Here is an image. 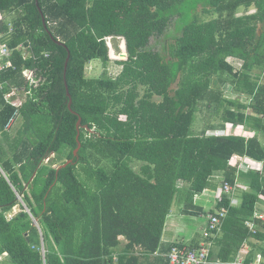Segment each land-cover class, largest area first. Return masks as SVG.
I'll list each match as a JSON object with an SVG mask.
<instances>
[{
	"label": "trees",
	"instance_id": "16d2710c",
	"mask_svg": "<svg viewBox=\"0 0 264 264\" xmlns=\"http://www.w3.org/2000/svg\"><path fill=\"white\" fill-rule=\"evenodd\" d=\"M0 11L12 19L0 26L9 47L32 51L25 60L16 50V69L3 74L22 105L0 92V256L9 264H140L136 248L157 253L173 207L196 221L224 208L213 237L201 231L188 247L201 234L215 264L244 251L245 264H262L264 222L255 214L264 211V0H0ZM174 18L182 34L163 56L150 40ZM108 38L125 40L116 78L107 72ZM94 61L104 71L88 78ZM25 70L42 77L39 87ZM214 83L249 103L227 99ZM204 102L215 115L224 110L222 123L197 132ZM16 111L23 123L10 140L5 126ZM208 191L217 197L206 213L195 199ZM120 236L128 244L115 260Z\"/></svg>",
	"mask_w": 264,
	"mask_h": 264
},
{
	"label": "rangeland",
	"instance_id": "374dc122",
	"mask_svg": "<svg viewBox=\"0 0 264 264\" xmlns=\"http://www.w3.org/2000/svg\"><path fill=\"white\" fill-rule=\"evenodd\" d=\"M201 7L199 8V12L201 11ZM255 12V8H252L248 14L254 13ZM246 14V10L245 9H240L239 10V16ZM10 20H12L11 18H7V22H9ZM264 31V25H260L258 28V33L261 34ZM182 34V31L179 29V25L177 23L176 18H174L170 24L168 25V27L166 28L165 33L162 36H154L151 38L150 40V49L158 52L160 54H162L163 56L167 55V52L164 50L165 48L167 49L169 45L175 44L177 38H179ZM125 42L124 39L118 38L116 40H114L113 38H108L107 39V44L109 47V57H110V63L108 65V75L111 78H116L119 73L122 71V66L118 65V62H122V61H126L127 57H122L119 55V53H122V44ZM127 53V52H126ZM169 58V57H167ZM229 63H231L236 69H240L241 68V62L236 60V59H232L229 58L228 59ZM103 67L101 62L99 61H94L92 63H90L87 66L86 69V75L88 78H97L99 77L102 73H103ZM213 87L215 88H219L221 90L224 91V96L227 97V99L233 100V101H239L240 103L247 105L249 103V101L247 100L248 98L246 97H240L238 95H235L232 93V89L229 86H222V84L220 83H214ZM176 88V84L172 87V89ZM156 101H159L160 99L156 98ZM224 110L222 109L221 112L218 115L214 114V108H208V106L206 105V102H204L203 104L200 105V111L197 114V121L195 124L196 127V131L197 132H201V130L204 127H207L208 124L215 123V124H220V122L222 123V117H223V112ZM215 116H217V118H215ZM22 121V119L17 120L16 125L19 126L20 122ZM22 123L20 127H22ZM12 137H15V131L16 129H14L15 127H12ZM246 129H245V133H246ZM239 133L243 134L244 130H240L238 131ZM225 132H209L208 135H223ZM232 133V132H231ZM237 133V132H235ZM233 134V133H232ZM246 136H248V134H245ZM262 140V139H261ZM55 157V155H52L51 158L53 159ZM59 159V158H58ZM59 163H61V159H59ZM49 163V159L45 161V164ZM235 163V162H234ZM248 165H252V168H260V165L253 163L249 160H247L246 162ZM246 163H244V166L246 165ZM55 167H59V165H55ZM208 196H206V198H202L201 196L199 197V199L197 201H200L198 203H201V206L203 207H210L212 206L211 209H215V203L210 204V201H212L213 199L211 198V192L209 191ZM196 197V198H198ZM22 202V201H21ZM214 202V201H213ZM239 202V201H238ZM203 203V204H202ZM22 206L23 203H21ZM23 209V207H21V205H17L11 214L8 215V218L10 219L11 217H14L15 215H17L19 212H21V210ZM206 209V208H205ZM204 209V210H205ZM259 209L264 210V206L260 205ZM28 211V210H26ZM206 213L210 210H205ZM206 221V218L204 217L202 220H187V217H182V215L179 213V209L173 207L172 209V215L170 217V219L167 221V225L165 230L169 229L170 224L171 223H177L178 226L183 222L181 229H183L182 234L185 235H190L191 233H199L201 232L203 225ZM187 225L189 226V229L187 228ZM174 228V227H173ZM172 229V227L170 228V230ZM180 229H177V231ZM9 264L8 260H7V256H3L0 258V264Z\"/></svg>",
	"mask_w": 264,
	"mask_h": 264
},
{
	"label": "built area",
	"instance_id": "2783aa9c",
	"mask_svg": "<svg viewBox=\"0 0 264 264\" xmlns=\"http://www.w3.org/2000/svg\"><path fill=\"white\" fill-rule=\"evenodd\" d=\"M7 18H8L7 15L2 11H0V26L5 24ZM9 18L11 17L9 16ZM9 26H10V32H12L13 26L12 25ZM6 38H7L6 34H0V92H3L6 101L18 102L17 107H19L22 105V103L19 101L18 87L10 86L8 81L3 79V74L7 70L11 69L14 71L16 69L12 62V57L16 50L22 53L23 59L25 60L29 59V57H32V51L30 49V46H26L24 44L20 45L17 49H11L6 42ZM45 56L49 57V54H45ZM23 74H24V79L26 80V82H28V85L31 88H37L41 85L42 77L34 74V71L25 70ZM17 115L18 114L16 111L14 116L5 126L6 130H9L11 128V125L13 124L14 119ZM247 168H251V166ZM223 190H224V194L227 195H230L234 192V188L227 183L225 184ZM232 203L234 205H237L238 204L237 199H233ZM226 215H227V210L222 208L217 210L215 214H209L207 216L206 228L203 230L204 239L210 236L213 237L212 232L221 228V225ZM255 215L261 221L264 222V211L258 210ZM211 247H212V243L205 240H203L198 247H188L184 245L174 246L172 247L171 252L167 255L169 259V264H215L210 259ZM246 253L247 252L244 251L242 255L244 256L246 255ZM243 256L238 257V259L231 264H245ZM261 263L264 264V260H262Z\"/></svg>",
	"mask_w": 264,
	"mask_h": 264
},
{
	"label": "crops",
	"instance_id": "0c3cea01",
	"mask_svg": "<svg viewBox=\"0 0 264 264\" xmlns=\"http://www.w3.org/2000/svg\"><path fill=\"white\" fill-rule=\"evenodd\" d=\"M21 103H22V101L21 100H19ZM18 103V102H17ZM20 107V106H19ZM18 107V108H19ZM1 109V108H0ZM18 111V110H17ZM20 118L18 117V115H17V117H15V119H14V122H13V124L11 125V128L9 129V130H6V127H5V130L6 131H9V133H8V135H9V138H10V140H13V138H15L16 137V132H17V129H18V127H20V125H21V122H23V121H21L20 122V124H19V126H17L16 125V122H17V120H19ZM7 125V124H6ZM12 127H15L14 129H16V130H14L15 131V137H12ZM6 145L7 146H9V144H7V143H5V147H6ZM9 157L8 158H11V152H9ZM50 160V159H49ZM16 169H18V168H16ZM6 176V173L4 172V169H3V167H2V165L0 164V177L1 176ZM7 177V176H6ZM209 192V191H208ZM208 192H206V193H208ZM211 198L213 199L212 201H210V204H211V202L212 203H214L213 201L215 200V198L217 197V192L215 193H213V192H211ZM206 196H208V194H204V196L202 197V198H206ZM199 198H196L195 199V202H196V205L198 206V207H202L203 209H205V210H212L211 208H212V206H210V207H203V206H201V203H198V202H200V201H197ZM203 204V203H202ZM209 212V211H208ZM195 220V218L193 217V218H188L187 217V220L189 221V220ZM207 220V219H206ZM205 223H206V221H205ZM205 223H204V225H205ZM37 224H38V222H37ZM182 224H183V222L178 226V224L177 223H171L170 224V227H169V229H167V230H165L164 231V233H163V236H162V238H161V243H160V248H159V250L157 251V253H155L154 255H145V253L142 251V249H140V248H136V255L139 257V260H140V264H169V259H168V257H167V255L171 252V249H172V247H174L176 244H182V245H184V246H188L190 243H191V241H193V239L194 238H196L197 237V235H198V233H191L190 235H185V234H182V232H183V229H181V226H182ZM204 225H203V227H204ZM172 227V229L170 230V228ZM174 227V228H173ZM187 228L189 229V226L187 225ZM177 229H180V230H178L177 231ZM201 231H203V228H202V230ZM199 236L200 237H198L196 240H201V241H203L202 239V235L201 234H199ZM119 241H120V245H119V247L116 249V254L114 255V259L116 260L117 258H118V255L120 254V253H122L124 250H125V248H126V245L128 244V241L126 240V238L125 237H123V236H120L119 238ZM3 256H7V253H5V254H3V255H1L0 256V258L1 257H3ZM8 257V256H7Z\"/></svg>",
	"mask_w": 264,
	"mask_h": 264
},
{
	"label": "water",
	"instance_id": "95a60500",
	"mask_svg": "<svg viewBox=\"0 0 264 264\" xmlns=\"http://www.w3.org/2000/svg\"><path fill=\"white\" fill-rule=\"evenodd\" d=\"M38 1V0H37ZM44 23H46L45 22V20H44ZM127 54V53H126ZM128 55H126V57H127ZM69 59H70V54H69V56H68V58H67V61H66V64H65V75H66V72H67V67H68V61H69ZM67 96L69 97V99H70V101H69V109H71V106H72V99H71V96H70V93H69V91H68V89H67ZM81 119H79V121H78V123H77V131H78V135H77V141H78V148L75 150V156L78 154V152H79V150H80V148H81V143H80V126H81ZM72 161H68L67 162V164H69V163H71ZM35 224H36V226H38V224H37V222L35 221Z\"/></svg>",
	"mask_w": 264,
	"mask_h": 264
}]
</instances>
